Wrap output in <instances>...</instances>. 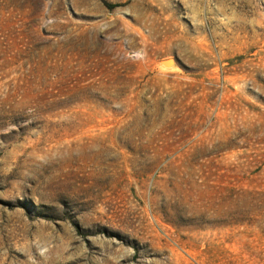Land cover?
I'll list each match as a JSON object with an SVG mask.
<instances>
[{
  "label": "rangeland",
  "instance_id": "obj_1",
  "mask_svg": "<svg viewBox=\"0 0 264 264\" xmlns=\"http://www.w3.org/2000/svg\"><path fill=\"white\" fill-rule=\"evenodd\" d=\"M0 264H264V0H0Z\"/></svg>",
  "mask_w": 264,
  "mask_h": 264
},
{
  "label": "water",
  "instance_id": "obj_2",
  "mask_svg": "<svg viewBox=\"0 0 264 264\" xmlns=\"http://www.w3.org/2000/svg\"><path fill=\"white\" fill-rule=\"evenodd\" d=\"M173 61V62H172ZM176 64V61L173 59H167L161 62V65L167 69H170L172 67H174Z\"/></svg>",
  "mask_w": 264,
  "mask_h": 264
}]
</instances>
